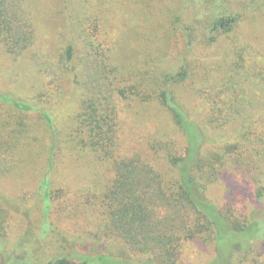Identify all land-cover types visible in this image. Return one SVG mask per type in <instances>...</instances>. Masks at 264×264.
Here are the masks:
<instances>
[{
  "label": "rangeland",
  "instance_id": "374dc122",
  "mask_svg": "<svg viewBox=\"0 0 264 264\" xmlns=\"http://www.w3.org/2000/svg\"><path fill=\"white\" fill-rule=\"evenodd\" d=\"M22 3L35 39L17 57L0 51V91L25 104L37 103L40 111L23 114L0 102V112L37 125L34 134L42 136L49 129L41 118L44 110L60 142L48 187L42 178L50 141L43 136L36 149L40 160L31 156L24 168L0 172V264H47L61 257L101 264V255L123 264L161 263L106 227L102 203L115 178V159L135 158L160 173L163 182L176 179L170 159L184 155L187 138L155 95L163 77L188 64H198L194 85L188 79L177 93L205 135L203 159H212V178L198 174L206 184L205 196L229 222L257 224L262 233L228 235L220 255L211 232L180 239L172 258L161 264H225L231 252L229 264H264V0ZM229 14L241 16L236 31L207 44L214 20ZM69 46L72 58L67 60ZM239 48L245 49L242 57L234 54ZM108 50V60L101 63ZM223 78L228 93L219 96ZM99 90L116 114L111 160L101 159L72 135L82 100ZM208 90L214 92L207 95ZM183 214L158 210L160 218H176L175 225ZM251 244L254 248L245 250Z\"/></svg>",
  "mask_w": 264,
  "mask_h": 264
},
{
  "label": "trees",
  "instance_id": "16d2710c",
  "mask_svg": "<svg viewBox=\"0 0 264 264\" xmlns=\"http://www.w3.org/2000/svg\"><path fill=\"white\" fill-rule=\"evenodd\" d=\"M197 21L201 23L202 19H197ZM240 21V14H229L214 20L210 32L212 36L207 44L210 45L219 40L220 36H226L229 39L230 33L236 31ZM95 24L98 30L96 21ZM34 39L35 29L25 12L22 0H0V51L17 57L32 46ZM233 44L236 42L234 41ZM234 51L235 55L242 57L245 49L239 48ZM66 54L64 59L72 58L71 46L68 47ZM108 55L109 50L102 54L100 62H106ZM234 64H238V61ZM197 69L198 64L193 66L188 64L175 74H167L162 78L161 87L155 95L161 106L170 113L174 124L183 131L187 138L184 155L170 159L177 170L174 182H169L170 184L163 182L160 173L135 158L115 159V178L105 193L102 203L108 218L106 227H111L110 229L116 235L131 242L138 250L154 255L161 263L165 259L172 258L176 248L175 243L180 239H196L201 233L211 232L217 245V254L220 255V249L228 235L254 233L259 236L262 233V229L257 224L250 226L229 222V218L205 196L206 184L199 180L198 174L206 173L212 178L214 168L209 171L212 159H203L200 148L205 135L183 109L177 93V86L186 85L188 79L192 80L196 76ZM66 71L73 74L74 70L67 65ZM108 71L114 72L113 68ZM191 83L194 85L193 80ZM225 83L224 78L218 81V84H222L218 88L219 96L228 93ZM99 85L103 84L99 83ZM205 86L207 83L204 84ZM213 92L208 90L204 93L210 95ZM96 94L97 96H91L89 100H82L80 112L76 115L78 129H74L72 135L75 138L76 133L80 143L87 146L101 159L111 160L114 159L116 149L115 109L113 106L109 107L108 97L101 96L100 90ZM151 98H154V95H151ZM0 102L12 105L23 114L40 111L37 103L25 104L1 91ZM40 114L49 126L46 132L42 131V136L50 141L49 146L45 145L48 156L46 171L42 178L43 183L48 187V175L54 168L60 132L54 127L51 117L44 110ZM36 128L38 129L37 125L26 124L24 118L16 121L12 116L5 118L0 112V172L5 174L24 168L31 160V156L34 157L33 160L38 157L40 160L42 156L36 149L37 146L41 147L43 137L34 134ZM213 159L216 158L213 157ZM258 194L260 196V193ZM161 208L184 212L180 220L181 224L175 225L177 219L173 216L160 218L158 210ZM191 214L195 217L194 222ZM252 244L245 247V250L253 249ZM232 255L233 252L228 254L230 259ZM230 259L225 264H229ZM98 260L101 264H123L108 257L103 258L102 255ZM211 262L207 264H215ZM47 264H95V262L61 257Z\"/></svg>",
  "mask_w": 264,
  "mask_h": 264
}]
</instances>
